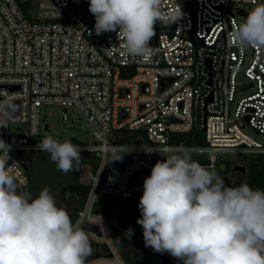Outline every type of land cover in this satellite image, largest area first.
Segmentation results:
<instances>
[{"label": "built area", "instance_id": "1", "mask_svg": "<svg viewBox=\"0 0 264 264\" xmlns=\"http://www.w3.org/2000/svg\"><path fill=\"white\" fill-rule=\"evenodd\" d=\"M48 1L56 13L30 16L19 0H0V139L11 145L8 163L24 192L30 182L25 155L40 150L38 142L49 129L42 106H60L65 121L69 108L78 109L94 139L78 145L100 155L101 163L90 173L87 197L72 224L84 229L90 223L101 231L84 229L104 245V255L94 254L85 264H128L97 212L103 196L143 193V182L130 184L133 174L144 167L151 171L163 156L185 152L220 177L228 175L226 185L236 187L242 181L231 180L234 164L229 174L219 171L221 155H264V141L245 130L248 125L264 135V50L241 52L232 39L234 27L248 15L241 4L252 3L161 0L162 14L176 20L158 23L152 51L141 58L126 52L118 29L96 35L89 0ZM122 129L142 131L139 142H118ZM194 131L205 134V143L185 142ZM114 149H136L150 161L132 156L133 162L103 184ZM164 254L172 264H182Z\"/></svg>", "mask_w": 264, "mask_h": 264}, {"label": "clouds", "instance_id": "2", "mask_svg": "<svg viewBox=\"0 0 264 264\" xmlns=\"http://www.w3.org/2000/svg\"><path fill=\"white\" fill-rule=\"evenodd\" d=\"M250 2L254 7L232 32L241 52L264 50V3ZM160 5L161 0H89L88 10L96 35L118 29L126 52L142 58L152 51L157 22L176 20L162 14ZM38 146L58 171L79 169L83 149L70 139L47 136ZM11 150L0 139V264H85L92 251L88 232L73 226L48 188L35 198L20 190L8 163ZM163 157L144 178L138 204L145 247L182 264H264V189L228 186L187 152ZM133 232L129 228L125 235Z\"/></svg>", "mask_w": 264, "mask_h": 264}, {"label": "rangeland", "instance_id": "3", "mask_svg": "<svg viewBox=\"0 0 264 264\" xmlns=\"http://www.w3.org/2000/svg\"><path fill=\"white\" fill-rule=\"evenodd\" d=\"M258 3H264V0H258ZM241 6H243L248 11V13L254 7L253 4H241ZM57 11L58 10H56L55 7H53L50 1L48 0H34L31 10H28L30 16H41V15H45L49 13L53 14V13H56ZM245 94H246V91H243L242 93L239 92L237 98H239L240 95H245ZM41 112H42V117H43L44 122L49 125V129H44L43 139L47 136H52L53 138H56V139L57 137H60L61 142H63L66 139H70L73 143L81 144V145L94 142V139L91 133V126L87 118L83 116L78 109L69 108L67 110V113L69 114V120L67 121H65L62 117L63 110L60 106L43 105L41 108ZM245 130L249 134L257 138L258 140L264 141V135L256 134L250 126L247 125ZM188 154H191V153H188ZM126 156H131V157L133 156L135 158L142 157L150 161L148 157H145L143 154L140 153V151L136 149L110 150L108 152V157H107L108 164L106 167L105 178L107 177L114 178L116 176V172H118V166H117L118 160H115V159H118L120 157L124 158ZM221 157H222L221 158L222 162L220 163L221 170L219 171L220 173H225V174H229V172H231V165L239 162V163L246 165L248 168L250 161L254 159V158L245 157V156L241 157L236 153H229V152H225L224 154L221 155ZM111 163L116 165V169L111 165ZM226 164H228V167H226ZM91 172H93L91 165L89 164L83 165L81 169L80 181L83 184H85L87 187H89V183L91 182V174H90ZM230 175H231V180H233V177H240V178L244 177V175H242L240 172H231ZM240 184H245V183L243 181L235 182L234 186H238ZM66 197L67 199L72 201V203H67L69 206L68 213L74 214L76 205L82 202L84 198L78 199V197L73 196V195H66ZM114 198L115 196H111V195L103 196L101 200L98 202L100 204L98 205L97 212L102 213L103 216L104 214H106L110 219H112L113 225H111V228L112 230L115 231L116 236L120 237L119 233L121 232L120 229H122L120 227V223L122 221H125V218L122 217L121 213L116 214L114 212L115 208L112 209L115 201L118 200L116 198L114 200ZM117 198L128 199L133 202L137 201L136 205L139 204V199L136 198V195L135 196L124 195V196H118ZM106 219L107 221H109L108 218ZM132 220H134V218H132ZM128 222L129 221H127L125 225H127ZM103 246L104 245L101 244L100 249H102ZM122 255L127 259L128 264H131L128 258L126 257V254L122 253ZM93 257L95 256L93 255L89 257L88 259H86V261L92 259ZM150 264H151V261H150ZM159 264H169V263L161 262Z\"/></svg>", "mask_w": 264, "mask_h": 264}, {"label": "trees", "instance_id": "4", "mask_svg": "<svg viewBox=\"0 0 264 264\" xmlns=\"http://www.w3.org/2000/svg\"><path fill=\"white\" fill-rule=\"evenodd\" d=\"M140 133L143 132L130 129H122V131L118 135V142H139L137 136ZM184 137L187 144L193 142L205 143V134L203 132L194 131L192 133H187ZM252 158L254 159H252L249 163L244 181L253 189H264V155ZM25 159L27 160V167L30 175V182L28 184V187L24 191L25 194H30L32 198H35L39 195L42 189L48 188L52 196L55 198L57 207L63 208L67 212L69 208L67 203H72V201L67 199L66 195H73L78 197V199L84 198L82 202L76 205L74 214L68 213L71 221H73L78 210L84 205L85 197L87 196L89 189L80 181L81 169L83 165L89 164L92 166L93 172H95L101 163L100 155L88 151H82L79 169L71 171L67 174H64L63 172L56 169L55 164L50 159V154L47 152L41 150L31 151L25 155ZM111 165L116 169L115 164L111 163ZM102 183L107 184L108 177L104 178L102 180ZM64 201L67 202L65 203ZM126 230L120 233L122 243H120L118 247L121 253H125V247L130 244V238L125 235ZM133 230L134 232L131 238L137 234V230ZM135 245H137V247L139 248L142 247V243H135ZM149 257L150 253H144L143 251H141V255L137 258L131 259L130 263L149 264Z\"/></svg>", "mask_w": 264, "mask_h": 264}, {"label": "crops", "instance_id": "5", "mask_svg": "<svg viewBox=\"0 0 264 264\" xmlns=\"http://www.w3.org/2000/svg\"><path fill=\"white\" fill-rule=\"evenodd\" d=\"M237 178V177H236ZM113 179H115V177L114 178H108V182H111ZM244 183H246L244 180H242ZM137 195V194H136ZM111 196H115V198H117L118 196H124V195H111ZM130 196H135V195H130ZM114 198V199H115ZM123 199V198H122ZM101 200V199H100ZM99 200V201H100ZM124 200H128V199H124ZM100 203H98L97 204V211H98V205H99ZM100 213V212H99ZM140 217V211H138V213L134 216V217H128V218H126L125 219V221H122L121 223H120V227L122 228V229H120V231L122 232V231H124V230H126V229H128V228H133V229H136L137 230V234L135 235V236H133L132 238H130V244L129 245H127L126 247H125V254H126V257L128 258V260L130 261L131 259H133V258H137V257H139L140 255H141V251H142V247H137V245H135V243L136 244H138V243H142V246L144 247V240H143V229H142V227L139 225V224H137L136 223V221H137V219ZM132 218H134V220H132ZM127 221H129L128 222V224L127 225H125V223L127 222ZM120 232V233H121ZM112 235H113V237H114V240L118 243V245L120 244V243H122V238L121 237H118V236H116V234H115V231L113 230L112 231ZM119 233V234H120ZM120 236V235H119ZM147 253H150V257L148 258V262H149V264H150V261H151V264H159V263H161V262H165V263H169V264H172L168 259H167V257L165 256V254H161V253H156V252H150V251H148ZM89 257H91V256H89ZM88 257V258H89ZM88 258H86V259H88ZM126 259V258H125ZM127 260V259H126ZM128 262V261H127Z\"/></svg>", "mask_w": 264, "mask_h": 264}, {"label": "water", "instance_id": "6", "mask_svg": "<svg viewBox=\"0 0 264 264\" xmlns=\"http://www.w3.org/2000/svg\"><path fill=\"white\" fill-rule=\"evenodd\" d=\"M21 4L25 5L26 8L28 10L31 9L32 7V0H19ZM158 23L155 25V36H156V40L158 38ZM126 114H122V117H125ZM133 157L129 156V157H126L120 161H118L117 163V166H118V170L119 171H123L124 168L129 165L131 162H133ZM194 161H197L198 163L199 162H204L202 160H198V159H192ZM232 171L233 172H240L242 173L243 175L246 176L247 174V166L244 165V164H239V163H235L232 167ZM151 174V171L147 168V167H144L142 170L136 172L135 174L132 175L131 179H130V184H135V183H140V182H143L144 181V178L147 177V176H150ZM223 179L229 183V177L228 175H224L223 176ZM103 185L100 186V188H102ZM143 193H139L136 195V198L137 199H140V197L142 196ZM84 229H89V230H92L94 232H96L97 234H101V231L94 225L90 224V223H85V225L83 226ZM97 248L99 247V243H97ZM143 251L145 253H147L148 251L145 249V247H143ZM100 255H104V253L100 252L99 250L97 251V253L95 254L96 257L100 256ZM111 255V254H109Z\"/></svg>", "mask_w": 264, "mask_h": 264}, {"label": "flooded vegetation", "instance_id": "7", "mask_svg": "<svg viewBox=\"0 0 264 264\" xmlns=\"http://www.w3.org/2000/svg\"><path fill=\"white\" fill-rule=\"evenodd\" d=\"M244 178L245 177H243V178H240V177H237V179L238 180H244ZM116 199H118L117 201H115V203H114V206L112 207V209H114V212L116 213V214H118V213H121L122 214V217L123 218H128V217H134L137 213H138V211H139V208H138V205H136V203H137V201L136 202H133V201H130V200H124V199H122V198H116ZM115 200V199H114ZM140 200V199H139ZM99 202V201H98ZM98 204V203H97ZM96 209H97V207H96ZM113 212V211H112ZM101 215H102V213H100ZM103 216V215H102ZM104 219L107 221V219L106 218H108L109 219V221H107V223H108V225L110 226V228H111V225H113V223H112V219H110L106 214H104ZM114 227V226H113ZM111 230H112V228H111ZM113 231V230H112ZM113 234V233H112ZM114 238V237H113ZM89 242H90V245H91V249H92V251H91V254L89 255V256H93L94 254H96L97 253V251L99 250L100 252H102L103 253V248L102 249H100V247H101V243H99V242H96V241H94L93 239H89ZM116 242V241H115ZM97 243H99V247L97 248ZM116 244H117V246H119L118 245V243L116 242ZM144 247H145V244H144ZM118 249H119V247H118ZM145 249L148 251V249L145 247ZM120 251V250H119ZM142 251H143V246H142ZM144 252V251H143ZM145 253V252H144ZM88 256V257H89ZM87 257V258H88Z\"/></svg>", "mask_w": 264, "mask_h": 264}]
</instances>
